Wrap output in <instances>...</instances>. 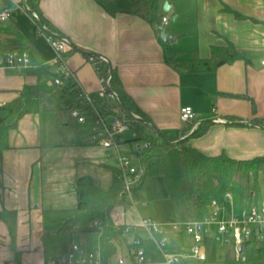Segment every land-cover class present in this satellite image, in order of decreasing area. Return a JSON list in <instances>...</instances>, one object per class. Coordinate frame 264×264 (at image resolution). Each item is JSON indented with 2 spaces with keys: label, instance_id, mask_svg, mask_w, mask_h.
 Listing matches in <instances>:
<instances>
[{
  "label": "crops",
  "instance_id": "obj_1",
  "mask_svg": "<svg viewBox=\"0 0 264 264\" xmlns=\"http://www.w3.org/2000/svg\"><path fill=\"white\" fill-rule=\"evenodd\" d=\"M115 2L121 9L130 7V0ZM25 7V0H0V13L5 9L13 13L8 22H0V47L22 38L24 53L42 68L21 74L0 70V107L16 101L25 87L35 86L49 96L76 85L102 100L95 62L100 58L159 132L185 128L180 112L191 107L197 118L193 131L212 123L204 136L189 141L193 148L208 157L225 155L238 161L264 157V131L252 125L254 119H264V0H158L159 21L169 19L164 31L158 29L160 22L151 25L130 14L111 15L95 0H40L44 18L70 45L68 64L75 78L64 88L53 84L57 74L51 65L53 50L44 36L37 35L35 20ZM163 32L177 39L166 45L160 39ZM228 46L245 60L222 66L214 74H190L180 65L194 55L208 60L213 48ZM167 52L177 55L179 64L167 63ZM127 134L133 138L131 132L121 137L123 151L137 149L126 144L131 139L125 138ZM8 139L10 149L2 156L0 171V264H46L53 256L45 255L43 238L56 235L67 238L60 254L68 253L72 245L86 253L103 252L101 224L90 230L91 224L81 221L91 217L76 214L77 181L89 177L103 191L110 190L117 167L113 153L99 145H81L50 111L22 118ZM142 219L136 209L122 206L113 213L114 223L122 228ZM165 227L170 253L189 254L169 241L170 228ZM214 236L216 230L208 239L215 241ZM136 237L145 238L143 233H131L112 241L116 252L111 258L126 251ZM90 242L96 245L93 249ZM217 242L231 248L228 239ZM146 251L153 261H161L154 245H147ZM234 252L241 258L235 247ZM103 254L108 260V252Z\"/></svg>",
  "mask_w": 264,
  "mask_h": 264
},
{
  "label": "trees",
  "instance_id": "obj_2",
  "mask_svg": "<svg viewBox=\"0 0 264 264\" xmlns=\"http://www.w3.org/2000/svg\"><path fill=\"white\" fill-rule=\"evenodd\" d=\"M107 13L130 14L139 17L151 24H159L157 15L158 0H130V7L121 9L115 0H95ZM26 7L32 12L37 27V35H48L63 38L60 33L44 18L40 9V0H25ZM25 42L22 38L3 48L0 54L10 52H25ZM32 70L38 72L42 66L31 59ZM169 64H179L178 56L166 53ZM245 60L232 46L226 48H213L211 58L201 60L196 55L188 61L181 63V67L190 74H214L225 65ZM96 67L101 79L110 80L108 96L113 95L114 100H97L90 105L83 92L73 85L61 95H46L38 87H25L20 97L11 104L0 107V171L2 169V156L10 149L9 134L15 131L22 118L40 111L54 112L60 121L69 127L83 146L98 145L97 133L100 131L99 119L101 117H114L116 106L119 105L124 114L133 122L131 133L133 138L126 142L129 145L142 147L136 150L135 158L142 171L141 183L136 187L135 193L139 199L138 191L146 180L162 178L166 185L167 194L172 200L186 197L193 199L197 209L198 220L203 221L214 212L224 208V215L229 218L231 214L240 215L251 207L258 206L264 198V157L248 161H238L225 155L208 157L195 148L189 141L204 136L211 122L202 123L196 131V124L187 125L178 132L162 133L169 143H179L175 146L165 144L158 136L155 126L149 118L142 113L134 102L125 93L122 84L109 64L100 58L95 59ZM122 104V105H121ZM78 112L85 118L80 124L72 114ZM137 117L138 119H134ZM228 122H241L236 118H228ZM242 124V123H241ZM252 125L264 129V119H254ZM192 132V134H191ZM161 133V132H160ZM146 145V148H143ZM117 168L114 172L113 184L110 190L103 191L97 187L89 177L77 181V208L78 217L86 216L98 219L104 230L102 237L103 252H108L110 259L116 252L112 241H119L123 235V228L113 221V213L118 205V198L123 190L119 180ZM216 210V211H215ZM67 242L62 236L43 238V248L46 256H58L59 251ZM212 239L206 240L208 258L211 257ZM241 258L245 262L264 264V242L256 236L243 245Z\"/></svg>",
  "mask_w": 264,
  "mask_h": 264
},
{
  "label": "built area",
  "instance_id": "obj_3",
  "mask_svg": "<svg viewBox=\"0 0 264 264\" xmlns=\"http://www.w3.org/2000/svg\"><path fill=\"white\" fill-rule=\"evenodd\" d=\"M12 14L10 9L2 11L0 22H8ZM168 23L169 19L162 18L158 29L164 31ZM42 36L47 39L54 53L51 65L56 69L57 74L53 84L57 88H64L67 83L75 78L68 64L70 45L64 38H56L46 34ZM262 66L264 67V59ZM32 67L30 57L26 53L0 54V70L21 74L32 69ZM101 84V99L114 100L113 95L108 96L110 80L101 79ZM83 94L86 101L93 105L94 98L84 92ZM115 114L114 117L106 118L98 116L100 125V131L97 133L98 145L113 153L119 172L118 177L123 184L117 206H122L129 211L136 209L139 204L135 189L141 183L142 171L140 166L136 168L133 161L122 154L123 146L120 139L125 133L131 132L133 122L124 114L119 105L116 106ZM72 116L78 119L80 124L85 123V118L80 116L78 112H74ZM134 119L138 118L135 117ZM180 121L184 125H197L194 110L191 107L183 108L180 112ZM146 147L144 145L143 148ZM141 149L142 147L138 146L136 150ZM224 212V208H221L205 220L188 224L185 227L186 234L192 238V246L187 255L168 252V241L165 238L166 227L151 219H142L137 225L123 226V234L143 233L145 238L136 237L132 243L127 245L126 251L114 259L107 260L101 250L86 253L79 245H72L68 253L50 257L46 264H203L208 260L206 240L213 230H216L219 238L228 239L232 242L236 251L248 243L253 236H256L260 242H264V206L251 207L240 215L231 214L229 218L224 215ZM220 215L223 218H220ZM99 227L100 223L96 221L89 226V229L93 230ZM172 228L176 231L179 225H173ZM147 245H154L161 259L160 262H155L148 256Z\"/></svg>",
  "mask_w": 264,
  "mask_h": 264
},
{
  "label": "rangeland",
  "instance_id": "obj_4",
  "mask_svg": "<svg viewBox=\"0 0 264 264\" xmlns=\"http://www.w3.org/2000/svg\"><path fill=\"white\" fill-rule=\"evenodd\" d=\"M125 138H131L130 134H127ZM130 148L132 149L127 148L122 154L123 156H128L136 168H138L139 162L135 158L136 147L133 146ZM138 196L139 204L136 206V210L140 218L151 219L161 225L167 226V228H170L168 227L169 225H179L176 231H173L172 228L168 229V239L172 244L177 245L179 250L189 252L191 237L186 234L185 227L188 224H193L198 221L197 209L193 199L190 197L180 200L170 199L162 178H157L154 181L146 180L142 188L138 191ZM261 206H264V198L258 204V207ZM220 218H223V216L220 215ZM94 222H96L94 219L86 218L81 221V225H93ZM213 239L215 241L212 240V255L208 259V262L203 264H253L245 262L242 258L237 259L232 242L231 248L227 249L223 246L222 242H217L219 239L217 236H214ZM76 244H80L79 241H76ZM89 245L92 249L96 246L91 242ZM167 251L170 252L169 249Z\"/></svg>",
  "mask_w": 264,
  "mask_h": 264
},
{
  "label": "water",
  "instance_id": "obj_5",
  "mask_svg": "<svg viewBox=\"0 0 264 264\" xmlns=\"http://www.w3.org/2000/svg\"><path fill=\"white\" fill-rule=\"evenodd\" d=\"M25 9L27 10V8L25 7ZM27 12L30 14V15H32V12H30V11H28L27 10ZM164 12L165 13H168L169 12V10H164ZM161 42L162 43H164V44H168V43H171V44H173L174 42H175V40L177 39V38H173V39H171L167 34H166V32H163L162 33V35H161ZM110 69H111V67H110ZM122 105V104H121ZM231 124V123H230ZM261 130H263L264 131V129L263 128H260ZM156 132H157V134H158V136L160 137V139H162V141L165 143V144H167V145H169V146H175V145H177L178 143H169L168 141H167V139L163 136V134L162 133H160L158 130H156ZM241 250H242V248L240 247V248H238V253L240 254L241 253Z\"/></svg>",
  "mask_w": 264,
  "mask_h": 264
}]
</instances>
